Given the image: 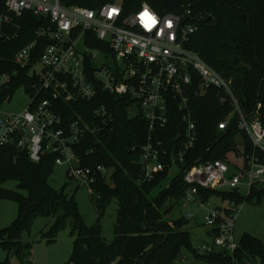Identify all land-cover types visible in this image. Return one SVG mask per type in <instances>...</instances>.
Masks as SVG:
<instances>
[{"label": "trees", "instance_id": "obj_1", "mask_svg": "<svg viewBox=\"0 0 264 264\" xmlns=\"http://www.w3.org/2000/svg\"><path fill=\"white\" fill-rule=\"evenodd\" d=\"M115 1L122 2L125 14L147 3L160 14H182L190 9L193 19L203 15L188 47L197 51L230 81L239 110L230 98L221 102L216 88L211 87L203 94L192 93L188 108L197 125L198 138L194 147L185 153V161L179 163L173 153L179 150L185 123L183 112L176 106L171 108L167 124L158 126L155 131V141H160V148L166 151L161 156L165 168L154 179L143 180L139 159L140 148L149 136L147 120L140 115H130L123 99H116L101 88L90 100L55 101V110L65 124L79 118L89 122L94 120V111L101 105H106L115 114L112 127L88 132L75 146L81 166L96 168L103 165L107 171L113 169L112 184L107 182L105 174L96 172L94 193L90 194L101 213L113 200L117 201L115 237L112 241L105 240L101 223L87 227L74 195H68L63 189L57 190L50 184L55 166L53 154L42 155L38 161H32L26 151L15 144H8L0 147V198L14 199L18 204V214L9 226L0 229V246L15 252L25 263V253L31 243H24L22 234L30 230L38 217H53L54 222L41 232V236L49 243L54 242L70 221V233L75 238L69 262L74 264H181L185 247L192 249L196 257L204 261L230 263L229 257L207 260L198 254L191 246L188 230L183 229L189 219L182 216L169 220L166 216L183 199L186 187L184 172L198 160L219 159L229 164L231 155L238 156L243 151L245 156L255 153L264 162V151L255 148L248 131L239 127L240 114L248 121L258 119L264 123V0H73V3L96 8ZM4 13L7 9L4 0H0V15ZM44 20L43 16L25 12L22 17L14 19L12 28L5 29L7 38L5 34L0 36V70L17 68L16 52L35 39ZM49 42V39L39 42L36 56ZM91 44L98 45L97 42ZM22 75L26 76V72L23 71ZM22 80L27 82L25 77ZM22 80L9 88L10 98ZM41 96L49 94L41 93ZM226 119V129L220 130L218 123ZM173 162L179 164L180 172L168 187L153 195ZM7 180H16L19 190L4 188L2 185ZM200 191L206 198L219 195L236 204L244 201L239 190ZM263 196V191L252 186L246 200L254 197L260 202ZM239 242L237 257L240 260L259 256L264 264L262 240L244 234ZM0 264H9V259L0 261Z\"/></svg>", "mask_w": 264, "mask_h": 264}, {"label": "built area", "instance_id": "obj_2", "mask_svg": "<svg viewBox=\"0 0 264 264\" xmlns=\"http://www.w3.org/2000/svg\"><path fill=\"white\" fill-rule=\"evenodd\" d=\"M4 3L7 13L0 15V36L5 34L7 38L5 29L12 28L14 19L25 12L46 20L38 28L35 39L16 52L17 68L0 70V147L15 144L32 161L53 154L55 164H69L72 177L90 193H94L96 172L105 174L107 169L103 165L81 166L75 146L88 132L112 127L115 114L101 105L94 111V120L79 118L65 124L55 110V101L90 100L101 88L116 99H123L130 115L147 120L149 136L140 148L139 159L143 180L154 179L165 168L161 156L166 151L160 148V141H155V131L167 124L171 108L176 106L183 112L185 123L179 150L173 153L179 163L185 161V153L198 138L197 125L188 108L192 93L203 94L211 87L216 88L221 102L230 98L239 110L230 81L188 47L203 19V15L191 18L190 9L182 14H160L143 3L138 10L125 14L121 1L106 2L96 8L73 0H4ZM43 39L50 42L36 56ZM92 42L98 45L92 46ZM99 54L105 58L111 56L113 65L105 62L95 66ZM23 71L26 76L22 75ZM24 77L27 82L22 80ZM18 80H22L19 88H24L29 104L22 111H4L3 102L11 99L8 90ZM41 93L49 96L42 97ZM227 124L228 119L223 120L218 128L225 130ZM239 127L248 131L255 148L264 151V123L258 119L248 121L240 114ZM245 157L246 171L231 175H228V163L219 159L198 160L184 172L186 187L182 200L205 208L204 224L211 238L196 252L207 260L231 258L230 263L208 260L207 264H263L259 256L243 260L237 257L240 240L234 236L236 202L226 199L225 208L212 205L200 191L238 190L245 175L251 190L255 182L264 179V162L255 153ZM153 164H156L154 168Z\"/></svg>", "mask_w": 264, "mask_h": 264}, {"label": "rangeland", "instance_id": "obj_3", "mask_svg": "<svg viewBox=\"0 0 264 264\" xmlns=\"http://www.w3.org/2000/svg\"><path fill=\"white\" fill-rule=\"evenodd\" d=\"M105 62L113 65V58H105L103 54H99L94 60L95 66H102ZM29 104V97L24 88H18L12 95V98L3 102L2 109L9 112L22 111ZM230 117V115H229ZM228 117V118H229ZM229 162L228 175L246 171V157L243 151L238 156L231 155ZM156 164L152 165V168ZM180 172L179 164L173 162L165 173V179L161 186L153 191V195H157L163 188L168 187L172 179ZM113 169L106 171V180L112 184ZM50 184L57 190H64L68 195H74L79 205V211L82 215L83 223L87 227H93L97 223H101L102 235L107 241H112L115 237L114 224L116 222L118 203L113 200L101 213L95 206L90 191L87 187L72 177V167L69 164H61L54 166L53 173L50 177ZM248 176L242 178L243 184L239 187V192L244 196V201L237 204L235 208V228L234 236L239 241L244 234H250L264 242V196L260 202L256 198L246 200L249 195V187L247 183ZM6 189L19 190L16 180H7L2 185ZM254 187L258 191L264 192V179L255 182ZM25 193V190H22ZM96 200V199H95ZM208 202L212 205H218L222 208L227 207L226 199L219 195H212ZM205 208L193 202L181 200L174 206L172 211L166 216L167 219H176L178 217H187L188 223L183 227L188 230L190 235L191 246L198 249L203 242H210L208 228L204 224ZM18 204L14 199L0 198V229L9 226L17 217ZM54 222L53 217H38L29 231L22 234L24 243H31L29 251L25 253V263L18 257L15 252H9L0 246V261L9 259V264H74L69 262L72 252L74 236L71 232L70 221L65 229L61 230L54 242H47L41 236V232L47 230ZM181 264H207L204 260L196 257V254L190 248H183ZM28 261V262H27Z\"/></svg>", "mask_w": 264, "mask_h": 264}]
</instances>
